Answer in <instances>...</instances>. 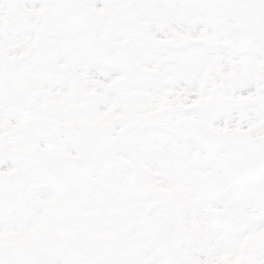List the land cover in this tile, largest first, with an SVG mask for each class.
Returning a JSON list of instances; mask_svg holds the SVG:
<instances>
[{
	"label": "snow or ice",
	"instance_id": "6c2138e0",
	"mask_svg": "<svg viewBox=\"0 0 264 264\" xmlns=\"http://www.w3.org/2000/svg\"><path fill=\"white\" fill-rule=\"evenodd\" d=\"M0 264H264V0H0Z\"/></svg>",
	"mask_w": 264,
	"mask_h": 264
}]
</instances>
